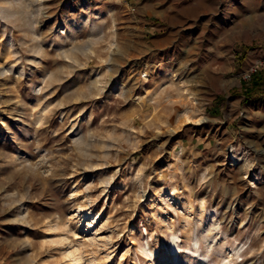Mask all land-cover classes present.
I'll use <instances>...</instances> for the list:
<instances>
[{
	"label": "rangeland",
	"instance_id": "1",
	"mask_svg": "<svg viewBox=\"0 0 264 264\" xmlns=\"http://www.w3.org/2000/svg\"><path fill=\"white\" fill-rule=\"evenodd\" d=\"M262 64L264 0H0V264H264Z\"/></svg>",
	"mask_w": 264,
	"mask_h": 264
},
{
	"label": "trees",
	"instance_id": "2",
	"mask_svg": "<svg viewBox=\"0 0 264 264\" xmlns=\"http://www.w3.org/2000/svg\"><path fill=\"white\" fill-rule=\"evenodd\" d=\"M239 93L242 101L251 97L264 98V64L252 69L247 80H241Z\"/></svg>",
	"mask_w": 264,
	"mask_h": 264
},
{
	"label": "bare ground",
	"instance_id": "3",
	"mask_svg": "<svg viewBox=\"0 0 264 264\" xmlns=\"http://www.w3.org/2000/svg\"><path fill=\"white\" fill-rule=\"evenodd\" d=\"M88 212H89L88 210L84 209L83 214H86ZM90 217L92 218V221H93L97 217V213L90 214ZM206 229L207 228L205 226H202L199 230V233H201L207 237L208 232L206 233ZM197 234H198L197 232L193 234L194 241L196 239ZM178 238H179V235L176 232H172V234L168 238V240H169V251L171 252L172 256H175V254L177 253V246H178L177 240H178ZM184 264H207V259H206V256L203 254H199V253H197L196 255L188 254L186 260L184 261Z\"/></svg>",
	"mask_w": 264,
	"mask_h": 264
}]
</instances>
